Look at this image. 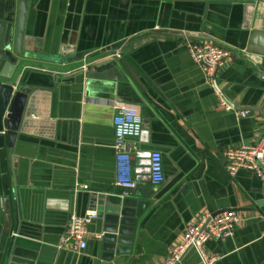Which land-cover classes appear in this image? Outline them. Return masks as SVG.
Instances as JSON below:
<instances>
[{
    "label": "crops",
    "instance_id": "crops-1",
    "mask_svg": "<svg viewBox=\"0 0 264 264\" xmlns=\"http://www.w3.org/2000/svg\"><path fill=\"white\" fill-rule=\"evenodd\" d=\"M156 28L168 31L117 62L124 75L118 91L90 96L75 84L54 80L60 48L68 51L65 58L83 52L69 64L104 60L111 50L102 49ZM254 30L264 32V0H30L24 34L25 44L38 48L27 69L35 85L15 149H0V252L16 244L35 264H113L98 257L96 219L87 227L82 251L58 247L69 213H93L90 192L113 188L154 199L144 213L139 245L119 264H162L197 214L233 206L248 208L238 211L234 234L208 240L206 249L221 255L216 264H264V210L255 203L264 201V182L246 169L230 175L222 154L255 143L262 131L264 61L253 66L234 57L248 47ZM185 31L205 32L230 50L216 71L217 85L236 105L260 109L238 117L222 107L182 42L190 39L180 34ZM115 96L141 102L135 106L144 117L132 142L133 189L115 183ZM86 105L92 117L84 116ZM149 149L162 155L164 181L158 186L150 183L141 156ZM76 183L88 188L74 192ZM180 264H197L196 254L189 250Z\"/></svg>",
    "mask_w": 264,
    "mask_h": 264
},
{
    "label": "water",
    "instance_id": "water-1",
    "mask_svg": "<svg viewBox=\"0 0 264 264\" xmlns=\"http://www.w3.org/2000/svg\"><path fill=\"white\" fill-rule=\"evenodd\" d=\"M29 1L0 0V149L5 146L12 150L15 149L26 99L32 92V86L35 85L32 83L27 69L30 67L29 63L36 58L38 48L34 44L33 46L25 44L28 38L24 34V23ZM246 1L253 2L256 0ZM251 5L246 4L244 7L252 11ZM248 23L249 21L247 20L243 23V26H248ZM167 31L162 28L151 29L146 36L143 35L147 32H138L118 44L102 49L101 51L119 49L120 57L99 60L89 65L86 71L77 69L81 61L77 64L68 63L73 60H81L84 56L83 52H78L73 57L65 58L68 51L65 48H60L58 52L62 57L57 59L59 65L54 69V80L60 84H75L78 86L80 94L86 92L90 96L99 95L100 93H112L115 89L118 91L117 89L123 84L122 78L124 76L117 65L119 59L125 54L131 53L135 48L151 38H159L155 34H165ZM245 33L248 36V30ZM180 34L190 37L189 41H193L192 39L194 38L215 40L213 36L205 32L185 31ZM244 38L247 37L244 36ZM182 42H187V39L182 38ZM236 55L238 59H242L253 66L262 65L264 61V32L256 30L251 32L248 39V47L240 48L238 54L235 53L234 57ZM216 71L217 68L211 74V86L219 97L223 98L235 109H260L255 106L241 107L229 100L214 79ZM115 99L132 105H136L135 103L141 104V102L129 100L130 98H121L120 96H115ZM260 112L263 114L262 121H264V110L260 109ZM140 114L143 127L144 117L141 111ZM92 115L89 105H86L84 107V116L89 118ZM151 150L141 152V156L146 158L147 173L148 156ZM153 200L151 195L146 198L137 197L131 193L123 195L115 192L113 188L101 192H90L89 203L91 210H94L96 214L97 220L98 257L102 262L119 264L122 263L123 257L131 255L134 247L140 243L144 233V213ZM255 203L260 208V211L264 210V201L257 200ZM229 209L243 211L248 208L233 206V208ZM250 209H256V207ZM221 211L223 210L213 211L211 216ZM78 215L82 216L84 214ZM3 259V264H35L33 259L26 257L20 252V248L16 244H12L7 253L0 252V262Z\"/></svg>",
    "mask_w": 264,
    "mask_h": 264
},
{
    "label": "built area",
    "instance_id": "built-area-1",
    "mask_svg": "<svg viewBox=\"0 0 264 264\" xmlns=\"http://www.w3.org/2000/svg\"><path fill=\"white\" fill-rule=\"evenodd\" d=\"M186 48L192 61L201 69L206 81L211 84V74L215 68L223 66L231 56L228 48L214 39L198 38L186 42ZM119 50L111 51L102 59L120 57ZM98 61V60H97ZM82 61L77 67L86 71L88 66L97 62ZM55 73V72H54ZM220 104L225 110H234L238 117H245L249 109H235L223 98L219 97ZM113 115V140L115 162V183L119 186L133 189L137 181L132 177V150L135 146L133 140L137 139L142 130V117L139 108L135 105L114 101L112 102ZM223 157L226 161V169L230 175H235L240 169H246L254 173L261 181H264V121L258 140L253 144H241L225 149ZM148 176L153 186H158L164 181V170L161 152L152 149L148 156ZM85 183L75 184L73 191L86 190ZM129 194V191L126 192ZM264 217V211L262 213ZM96 219L95 212L78 215L70 212L65 224V230L60 237L58 247H70L76 252L86 247L88 237V225ZM238 211L226 209L211 216V212L204 210L195 216L189 223L181 239L167 250L162 264H180L189 250L197 256V264H216L221 255L208 251L206 243L210 239H226L234 234V230L240 221ZM204 225V228H203Z\"/></svg>",
    "mask_w": 264,
    "mask_h": 264
}]
</instances>
